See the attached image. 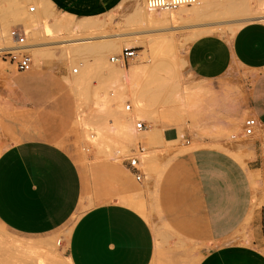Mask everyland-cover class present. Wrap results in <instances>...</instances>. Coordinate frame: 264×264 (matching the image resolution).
I'll list each match as a JSON object with an SVG mask.
<instances>
[{
    "label": "crops",
    "instance_id": "0c3cea01",
    "mask_svg": "<svg viewBox=\"0 0 264 264\" xmlns=\"http://www.w3.org/2000/svg\"><path fill=\"white\" fill-rule=\"evenodd\" d=\"M124 1L44 0L53 16L44 20L40 36L48 40L47 28L53 29L54 39L70 41L64 45L67 51L86 42L73 38H94L85 35L91 28L78 26L80 19L98 27L97 18L115 13ZM60 17L70 25L54 20ZM262 40L264 24H253L231 37L207 33L193 41L179 67L186 113L173 117L172 124L145 121L142 130L149 132L140 145L150 153L141 183L133 185L123 163L126 172L113 178L118 195L141 185L142 198L164 213L159 217L189 228L199 247L190 264H264V238L258 230L264 204L253 207L254 185H262L257 179L264 168ZM42 49L50 52L43 66L19 78L12 75V88L16 83L33 108L20 112L14 91H0V228L19 242L5 251L0 264H64L58 236L70 222L68 234L60 235L65 264H158L156 234L141 210L129 204L134 199L94 207L85 199L82 171L58 143L69 128L65 117L55 119L44 107L53 86L72 88L65 79L68 70L56 73L67 54ZM4 64L11 75L13 67ZM247 118L257 121L251 139L244 132ZM249 223L252 230L240 234ZM162 263L177 264L171 257Z\"/></svg>",
    "mask_w": 264,
    "mask_h": 264
},
{
    "label": "rangeland",
    "instance_id": "374dc122",
    "mask_svg": "<svg viewBox=\"0 0 264 264\" xmlns=\"http://www.w3.org/2000/svg\"><path fill=\"white\" fill-rule=\"evenodd\" d=\"M140 3L139 0H125L117 8L115 13L109 14L107 18H97V20L101 22L98 27H96L98 23L95 21H82L83 19H80V21L78 20L81 23L77 21L79 23L78 26L80 28L83 27L82 29H89L91 27V29L87 30V34L85 35H92L94 38L91 39L94 41L111 39L108 41L113 42L124 38H131L139 42L137 48L131 47L137 50L136 57H139L138 66L133 65V60L130 61L131 64H128V67H124L129 70L127 78L122 82H119L115 78H108L113 76L109 75L107 72L108 69L105 68L107 67L106 64H100L95 59L94 63L96 64L93 65V62L89 63L92 61L91 59L88 61L91 65L89 66L87 63V66L90 67V75L88 76L90 79L84 84H77L75 82L74 85L73 82H70L69 84L73 89L65 87L63 84H60V86L62 85L60 88L53 86L54 88L52 90L54 92L47 95L48 103L44 107L53 112L55 119L65 117L69 128L64 134V137L58 140V143L70 152L82 171L84 178V197L89 202V206L94 207L111 203L113 201L124 202L125 200L134 199L129 204L138 210H141L156 234L157 245L160 251L158 255V264H163L162 262L170 257L173 258L177 264H190L191 255L195 253V248L198 249L199 247L194 244V238L192 239L188 234V227L173 226L169 218L159 217L158 214L163 215L164 213H158L154 210L155 208L153 209L151 207L152 204L147 199V196L146 198H142L141 185L137 188L134 187L131 193L127 195H118L116 193V185L118 183H116L113 178H119L122 175V172H126L122 168V163L125 169L131 174L130 178L133 185L136 186L137 183H141L136 180V172L130 168L129 162L125 161L129 158L136 157L141 145H139L140 148H134L128 144L125 131L112 116L113 111L119 110V108L116 107L118 99L113 98V96L119 95V93L122 92L127 93L128 95L138 94V92L144 88L152 93L159 86L160 82L164 81L169 86L167 93L172 92L173 94L170 103L165 102V100H167L166 97L161 98L156 104L149 103L148 100H145V104L148 106V109L145 111L146 116L137 119V123L147 121L150 125L151 122L148 121V118H152L154 123L158 119L161 122L163 121L164 123L172 124L173 117H176L179 114L183 115L187 111V98L184 97L185 94L182 93L181 89L182 80H184L183 71H180L179 67L184 63L183 58L188 46L193 41L201 38V36H204L209 32L231 37L229 34L230 31L238 24L242 23L243 26L264 24L262 21L264 20V0L244 1L242 9H250V17L242 16L239 11L228 17L196 19L192 16L191 19L185 23L173 21L172 24H163L160 22L162 15L156 14V20L154 23H151L146 19L145 22L131 24L130 27H126V18L136 11L140 6ZM32 4L34 7L33 15L35 17L32 22V27L37 29L39 39L41 38L42 40V44L38 41L37 47L41 49L42 47L49 48L53 53L59 52L60 54H63L66 52L67 60L65 59L62 67H60V69L57 68L56 71V73L61 75L65 74L64 71L69 69L68 64H70L69 60L71 59L73 49L84 45V43L71 46L72 48L69 46L67 47L69 50L65 51L66 46L64 45L70 41L62 38L54 39L55 34L49 28H47L46 34L50 38H48V40H43L40 36V34L44 32L43 22L53 15L49 17L40 16L41 6L45 5L42 0H32ZM45 6L50 10L49 6ZM254 13L255 16L257 15V18L253 17ZM61 19L65 25H70L69 21L63 20L61 17L55 18L54 20L58 21ZM88 21L93 24L87 28L84 24ZM60 37L70 38V36ZM93 40L73 38L72 42L86 41L85 43L89 44L108 42H93ZM258 44L264 46V40L258 42ZM4 62L9 65L4 59L3 53H0V91L13 90L15 96L20 98V112L27 113L33 108V102L25 99L26 97L23 96L16 83L13 88L11 85L13 82L12 75H15V78H19L27 72L21 73L13 70L10 75L8 73L9 69ZM134 67L137 68L135 69ZM96 68H98L96 71L93 70ZM33 69L34 67L30 71ZM43 69L46 70L49 68L43 67ZM92 70L97 73H91ZM128 104L131 105V111H133L134 105L130 101L126 102V105ZM145 124L147 127L146 122ZM246 139H251V137L246 136ZM126 147L131 149L133 155L129 158L127 157L123 159ZM140 168H142V171L145 173L142 163ZM258 173L259 176L257 181H261L262 185H254V208L260 207L264 204V168ZM71 223L72 222L59 230L58 238L62 241L59 251L62 257L61 260H63L64 264L67 257L66 246L63 243L64 239L60 235L65 236L68 234L67 231L71 228ZM249 224L250 225L246 226L244 229H241L240 234L252 230L253 226L251 223ZM258 230L259 234L264 238V210L261 213V226L259 225ZM14 243L19 244L18 240L10 237L7 232L0 228V260L4 256L5 251H9ZM57 247L58 246L56 245L55 248Z\"/></svg>",
    "mask_w": 264,
    "mask_h": 264
},
{
    "label": "bare ground",
    "instance_id": "6f19581e",
    "mask_svg": "<svg viewBox=\"0 0 264 264\" xmlns=\"http://www.w3.org/2000/svg\"><path fill=\"white\" fill-rule=\"evenodd\" d=\"M139 1L141 2L140 6L136 9V11L133 13V15L130 18L128 17L129 25L137 24L143 21L145 22L146 19L149 20V22L154 23L156 20L155 19L156 13L162 14L160 18L161 20L160 22H162L163 24H172L173 21L185 23L188 22L192 16L195 17L196 19L228 17L231 16L232 14L238 13L239 11L241 12L242 16H249V17L251 16L250 9L247 8L242 9V4L244 3L245 0H198L196 4L190 7L183 6L176 10H161V11L149 9L146 5L145 0H139ZM45 5L41 6L42 8L40 10V16L41 17L52 16V13L50 12V10L47 9ZM32 7H33L32 0H0V53L4 54L6 50L12 48L15 45V43L13 42L10 36L11 28L16 26H22L28 36V46L33 55V61H34L33 67L39 68L43 65L41 62L42 59L50 57V52L48 54V52L37 47L38 41H40L39 43H41L42 40L41 38L39 39V35H38L39 33L37 32V29L35 27H32V22L33 19L35 18L33 12L30 11L31 10L30 8ZM256 16L254 13L253 17ZM262 21L264 22V20ZM92 24H93L92 22L88 21L84 25L87 26L88 28V26ZM242 26L243 24L241 23L236 25L235 28L233 27L234 28L233 30H231L230 28L231 31L229 34L232 35L235 30H237ZM138 44L139 42L137 40H133L131 38H124L113 42L108 41L100 44L84 43V45L82 46L79 47L75 46L76 48L73 49L71 53L72 54L71 59L69 60L70 64H68L69 76L67 75L65 79L67 80L68 83L73 82L74 85L75 82L77 84L78 83L84 84L88 79H90L88 77L90 75L89 73L90 67L87 66V63L89 60L92 59V61H90L89 63L93 62L94 65L96 64L94 63L96 59L98 63L106 64L107 67L105 68L108 69L107 72L109 73V75L113 76L108 78L110 79L115 78L119 82H122L127 78L129 74V70L124 68V67H128V65L125 66L120 61H117V57L121 55L123 49L131 48V47L137 48ZM112 58H114V61L112 60ZM135 58L132 59L131 61L134 60L133 65L138 66L139 57H135ZM89 63L88 65L90 66L91 64ZM130 64L131 63H129V65ZM97 69L98 68L93 70L96 71ZM93 70L91 73H95V71L93 72ZM161 82L159 86L156 88V90L152 93H150L147 89L144 88L141 91H139L138 94L128 95L127 93L122 92L119 93V95L113 96V98L118 99L117 100L118 103L116 104V107H118L119 110L113 111L112 116L125 131V136L127 138L128 144L130 146H133L134 148H140L139 145L142 138L147 136L149 132L148 130H140L137 128V124H138L137 119L146 116L145 111L148 109V106L145 104V100H148L149 103L156 104L158 103V101L161 100V98L166 97L167 100H165V102L170 103V100L173 97L172 92L167 93L169 87L168 84L164 81L162 83ZM127 101H130L134 105L133 111H131V108L130 111L126 110ZM148 121H150L151 124H154V120L152 118H148ZM151 143L153 142L151 141ZM148 153L150 152H148L147 149L141 147L139 149V153L137 154V156L135 155L141 160L142 167L145 169L149 167L148 166L149 163L147 160ZM124 155L125 156H123V159L127 157L129 158L131 155H133L129 147L125 148ZM151 157L152 155H150V158ZM146 163L148 165H146Z\"/></svg>",
    "mask_w": 264,
    "mask_h": 264
},
{
    "label": "built area",
    "instance_id": "2783aa9c",
    "mask_svg": "<svg viewBox=\"0 0 264 264\" xmlns=\"http://www.w3.org/2000/svg\"><path fill=\"white\" fill-rule=\"evenodd\" d=\"M146 5L151 10H176L180 7H190L197 3L198 0H145ZM34 12V7L30 8ZM10 36L15 45L4 52V59L13 67L17 72L25 73L33 68L34 61L33 55L28 46V36L26 31L21 26L13 27L10 31ZM137 56V50L134 48H125L122 50L121 55L117 57L120 61L127 66L132 59ZM114 61V58H112ZM76 71V70H74ZM131 105L126 107L130 111ZM257 126V121L254 118H247L244 123V132L247 136L254 134V129ZM137 128L142 130L146 128L145 122H139ZM143 152V149H142ZM125 161L129 162L130 168L136 173V180L141 181L143 178L142 170L140 168L141 162L138 157H132ZM261 162L264 164V151L262 152Z\"/></svg>",
    "mask_w": 264,
    "mask_h": 264
}]
</instances>
